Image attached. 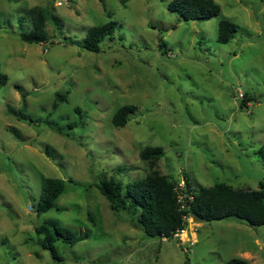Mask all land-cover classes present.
Wrapping results in <instances>:
<instances>
[{
	"label": "rangeland",
	"instance_id": "rangeland-1",
	"mask_svg": "<svg viewBox=\"0 0 264 264\" xmlns=\"http://www.w3.org/2000/svg\"><path fill=\"white\" fill-rule=\"evenodd\" d=\"M170 1L0 0V264H223L242 254L264 264V224L190 217L181 237H149L96 187L104 175L123 190L144 177L145 146L162 147L155 168L194 188L257 189L264 179V0H214L220 13L199 20L169 11ZM34 6L47 10L46 42L19 38ZM223 18L238 25L226 43ZM109 19L112 38L83 48L87 29ZM56 92L67 98L53 109ZM125 104L135 110L114 127ZM44 177L64 179V190L38 215ZM50 221L90 236L55 241L62 260H53L35 232Z\"/></svg>",
	"mask_w": 264,
	"mask_h": 264
},
{
	"label": "trees",
	"instance_id": "trees-1",
	"mask_svg": "<svg viewBox=\"0 0 264 264\" xmlns=\"http://www.w3.org/2000/svg\"><path fill=\"white\" fill-rule=\"evenodd\" d=\"M167 9L177 12L185 20H199L216 16L220 13V6L214 0H171ZM31 29L19 33L23 42H46L47 33L45 25L48 20L47 10L34 6L28 11ZM118 27L117 21H108L90 26L86 31L82 47L98 52L99 43L106 37L112 38L114 30ZM238 25L228 19H220L217 25V41L226 43L234 37ZM8 80L7 74L0 70V85ZM21 90L19 85H15ZM23 96V94H22ZM67 93L56 92L53 109L65 101ZM242 97L241 107L246 106ZM135 110L132 104H125L115 110L111 118L114 127L122 128L126 125L129 114ZM22 118L28 117L19 113ZM15 132L14 129H12ZM18 135V134H16ZM47 152V150H46ZM257 153L264 160V142ZM164 151L159 146H145L139 152L140 159L149 165V172L144 177L123 185L114 177L103 176L96 184L99 192L108 200L113 212L124 211L130 217V224L140 228L145 235L160 239L173 238L175 233L187 226L185 217L194 221H218L235 219L249 226L264 224V179L258 183L257 189L233 188L218 182L209 187L194 188L185 176L186 189L177 191V181L155 168ZM64 179L58 177H44L41 182V191L35 211L38 215L56 208V199L64 190ZM191 196V197H190ZM184 205V208L181 207ZM89 221L95 224L91 213L87 214ZM40 237L39 244L48 249L53 260L61 261L55 241L60 240L67 244L86 239L90 231L73 232L69 227L57 222L42 223L35 228ZM184 264H189L188 260ZM223 264H249L246 259L232 257Z\"/></svg>",
	"mask_w": 264,
	"mask_h": 264
},
{
	"label": "built area",
	"instance_id": "built-area-1",
	"mask_svg": "<svg viewBox=\"0 0 264 264\" xmlns=\"http://www.w3.org/2000/svg\"><path fill=\"white\" fill-rule=\"evenodd\" d=\"M58 4H60V2H58ZM237 92H238V96L243 97V94H242V92H241L240 90H237ZM185 188H186V187H185V180H184V179H182V181H181L180 183L177 182L176 187H175V189H176L177 191H180L179 193H181V190H184ZM190 197H191V196H190ZM181 207L184 208V205H181ZM188 218H190V217H185L186 221H187ZM185 229H186V228H185ZM185 229H182V230H180L179 232L175 233L174 236H177V237L179 236V237H181V236H182V232H184Z\"/></svg>",
	"mask_w": 264,
	"mask_h": 264
},
{
	"label": "crops",
	"instance_id": "crops-1",
	"mask_svg": "<svg viewBox=\"0 0 264 264\" xmlns=\"http://www.w3.org/2000/svg\"><path fill=\"white\" fill-rule=\"evenodd\" d=\"M244 253H245V252H244ZM245 254H247V252H246ZM242 257H243L244 259L247 260V257H245L244 254H242ZM247 261H248V260H247Z\"/></svg>",
	"mask_w": 264,
	"mask_h": 264
},
{
	"label": "bare ground",
	"instance_id": "bare-ground-1",
	"mask_svg": "<svg viewBox=\"0 0 264 264\" xmlns=\"http://www.w3.org/2000/svg\"><path fill=\"white\" fill-rule=\"evenodd\" d=\"M184 232H185V231H184ZM184 232H183V233H184Z\"/></svg>",
	"mask_w": 264,
	"mask_h": 264
}]
</instances>
